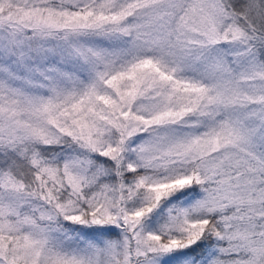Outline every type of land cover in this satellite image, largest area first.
I'll return each mask as SVG.
<instances>
[{
    "label": "snow or ice",
    "instance_id": "1",
    "mask_svg": "<svg viewBox=\"0 0 264 264\" xmlns=\"http://www.w3.org/2000/svg\"><path fill=\"white\" fill-rule=\"evenodd\" d=\"M0 264H264V0H0Z\"/></svg>",
    "mask_w": 264,
    "mask_h": 264
}]
</instances>
